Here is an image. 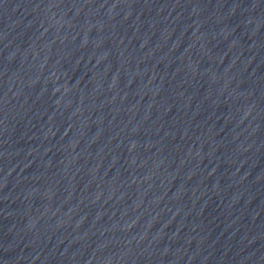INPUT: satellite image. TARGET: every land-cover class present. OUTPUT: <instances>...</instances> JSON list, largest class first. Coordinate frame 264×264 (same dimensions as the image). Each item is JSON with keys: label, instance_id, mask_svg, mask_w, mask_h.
I'll use <instances>...</instances> for the list:
<instances>
[{"label": "water", "instance_id": "95a60500", "mask_svg": "<svg viewBox=\"0 0 264 264\" xmlns=\"http://www.w3.org/2000/svg\"><path fill=\"white\" fill-rule=\"evenodd\" d=\"M0 264H264V0H0Z\"/></svg>", "mask_w": 264, "mask_h": 264}]
</instances>
